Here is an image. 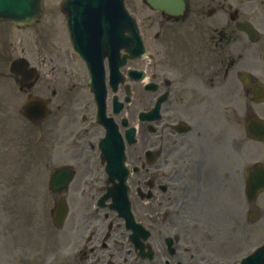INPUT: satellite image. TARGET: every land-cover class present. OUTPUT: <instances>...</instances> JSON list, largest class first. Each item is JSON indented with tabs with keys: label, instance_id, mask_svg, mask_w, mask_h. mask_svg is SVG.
<instances>
[{
	"label": "flooded vegetation",
	"instance_id": "obj_1",
	"mask_svg": "<svg viewBox=\"0 0 264 264\" xmlns=\"http://www.w3.org/2000/svg\"><path fill=\"white\" fill-rule=\"evenodd\" d=\"M264 4V2H263ZM238 27L230 26L228 30L220 31L218 27L214 28L213 30V54H214V62L211 65V73L206 75L207 80L205 84L203 85L204 88H208L212 86V80L211 75L220 73L221 71L224 72V76L229 77L231 76V71L233 72V75L235 73H239V68L236 66L237 62L240 58L243 57V54L238 55L239 57H235V53L237 50H240L242 48V45H244V35H240L237 33ZM240 32V31H239ZM243 33V32H240ZM162 32L159 34V39H162ZM221 56H224L221 58ZM198 67L197 64L191 63L189 64V68L191 70H195ZM154 78L157 77L155 73L152 74ZM33 86L31 84L25 83L21 81V89L28 93L29 96L33 95ZM169 92L172 94L173 90L168 87ZM247 93H250V90L247 89ZM53 95H57V90H54ZM75 103L71 104V108L73 109ZM65 105H62L61 102H55L54 109L52 110V115H56L57 119L60 117V112H64ZM233 114L236 115V117L241 120V118L238 117V113L236 110L233 111ZM245 114L247 117H250L251 115V106L250 104L245 106ZM73 117V113H70V118ZM245 117V119H247ZM70 125V123H69ZM69 125L68 127H58L55 131V145L54 150H59L62 155H67L68 147L67 142L69 140ZM202 133L208 135L209 137H212L213 135L217 134L219 131L216 128L213 127H204L201 128ZM202 133L199 135V149L198 153L196 155H191L188 159H197L198 161L201 160V156L205 154V148L208 145H213L214 142L210 139H207L203 137ZM228 133L231 135L234 133V130H228ZM189 149H187V152L190 153V151L194 148L192 145V142L189 141ZM232 149H235L236 145L233 142L231 145ZM239 147L241 148L242 145L240 144ZM229 146L224 147V151H228Z\"/></svg>",
	"mask_w": 264,
	"mask_h": 264
},
{
	"label": "rangeland",
	"instance_id": "obj_2",
	"mask_svg": "<svg viewBox=\"0 0 264 264\" xmlns=\"http://www.w3.org/2000/svg\"><path fill=\"white\" fill-rule=\"evenodd\" d=\"M47 3L50 4V0H47ZM22 200L24 202L28 201L27 198H23ZM242 206H243V203L240 201L238 194H236L235 195V203L233 205H231L227 209H220L218 211V214L221 217V220L219 223V229H220L221 233L226 235L229 232L230 228L232 227L231 223L233 220H235V226H233V229L235 230L237 235L244 233V231H248V228H247V226H245V223H244V220L242 217L243 216L242 215L243 210H241ZM261 226L264 228V220L262 221ZM258 227H259V225H258ZM252 232H255L254 228H253ZM244 253L245 252L238 253L235 256H232V258L237 257L239 255H242ZM232 258L227 260L226 264H228Z\"/></svg>",
	"mask_w": 264,
	"mask_h": 264
}]
</instances>
